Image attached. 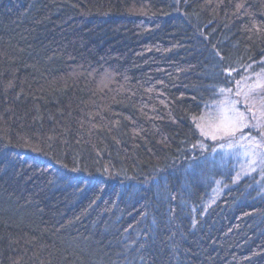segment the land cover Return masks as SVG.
Returning a JSON list of instances; mask_svg holds the SVG:
<instances>
[{
	"label": "trees",
	"instance_id": "1",
	"mask_svg": "<svg viewBox=\"0 0 264 264\" xmlns=\"http://www.w3.org/2000/svg\"><path fill=\"white\" fill-rule=\"evenodd\" d=\"M253 71L264 0H0V264H264L198 125Z\"/></svg>",
	"mask_w": 264,
	"mask_h": 264
},
{
	"label": "rangeland",
	"instance_id": "2",
	"mask_svg": "<svg viewBox=\"0 0 264 264\" xmlns=\"http://www.w3.org/2000/svg\"><path fill=\"white\" fill-rule=\"evenodd\" d=\"M198 125L211 143L205 151L202 142L208 159L232 161L236 180L254 173L264 176V73L253 71L236 80L211 103Z\"/></svg>",
	"mask_w": 264,
	"mask_h": 264
}]
</instances>
